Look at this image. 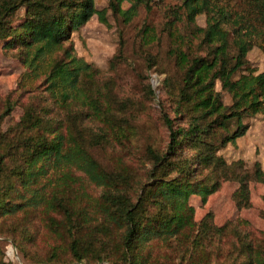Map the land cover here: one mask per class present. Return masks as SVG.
<instances>
[{
    "label": "trees",
    "instance_id": "1",
    "mask_svg": "<svg viewBox=\"0 0 264 264\" xmlns=\"http://www.w3.org/2000/svg\"><path fill=\"white\" fill-rule=\"evenodd\" d=\"M122 1L108 0L107 7L114 15H123L124 20L135 15L139 4L149 10L152 2L126 0L130 5L124 9ZM249 2L254 23L249 16L215 0H182L189 20L200 12L208 13L206 25L197 27L201 32L199 42L208 49L204 54L174 52L182 76L172 108L161 105L167 141L161 149L146 147L149 167L143 180L130 187L129 173L104 169L84 145L85 129L95 141H109L117 118L113 116L112 121L107 116L106 124L99 122L93 129L83 124L90 116L83 105L97 112L104 108L95 94L79 89L77 81L82 76L86 83L100 89L94 83L100 70L75 53L70 39L71 31L93 14L106 23L107 8H97L95 0H0L3 47L15 48L26 66L18 88L0 96V123L16 105L23 109L15 122L5 130L0 128V212H16L39 202L45 213L46 208L60 210L65 221L63 231L71 237L69 247L76 261H81L88 249L79 245L82 235L88 234L90 242L99 244L97 264H104L100 252L115 230L120 240L116 241L117 256L123 264H149L151 249L142 250L153 238L169 245L172 241L180 253L179 262L165 264H223L219 262L223 254L232 257L227 264H264V247L253 245L250 234L256 239L254 231L241 228L240 223L234 226L231 234L242 240L238 252L243 258L237 260L234 241L225 231L231 223H214L211 210L194 221L193 205L182 198L183 194H197L205 202L223 181L232 179L238 183L232 193L236 206L248 207L249 181L264 182L258 160L248 170L242 157L227 160L218 153L220 147L246 132L244 117L261 113L264 119V70H246L247 51L257 42L254 34L260 27L264 31V0ZM21 8L23 13L16 17ZM145 32L151 36L149 32L153 31L145 28ZM57 51L59 55L40 78L41 61ZM148 58L150 65L153 59ZM239 70L243 72L236 75ZM29 78H36L37 83L31 84ZM162 81V86H167L164 91L171 93L166 77ZM216 81L220 89H216ZM149 90L153 93L152 88ZM221 90L230 95L229 103L223 101ZM191 99L197 100L196 107ZM117 133L119 130L115 136ZM49 170L60 171L61 176L52 178ZM78 170L101 186L90 213L85 205L76 203L87 194L70 191L69 185L82 178L75 174ZM40 176H48V180L38 184ZM51 183L54 185L45 192V186ZM81 209L95 220L92 230L82 225L87 218ZM48 226L58 231L52 220H48ZM186 254L188 260L183 263Z\"/></svg>",
    "mask_w": 264,
    "mask_h": 264
},
{
    "label": "rangeland",
    "instance_id": "2",
    "mask_svg": "<svg viewBox=\"0 0 264 264\" xmlns=\"http://www.w3.org/2000/svg\"><path fill=\"white\" fill-rule=\"evenodd\" d=\"M215 1L219 5H228L230 9L249 16L254 23V12L251 10L249 0ZM107 5L108 0H95L97 8H107L106 23L93 14L70 34L75 53L100 70L97 74L98 79L94 81L101 86L100 89L93 83V87L86 83L82 76L77 81L79 89H86L92 95L95 94L104 108L97 112L83 105L82 109L90 115L83 124L93 129L92 127L99 125V122L106 124L107 116L112 121H114L113 116L117 118L109 141H95L91 138L88 129L84 130L83 138L88 141H84L87 152L101 167L129 173L128 186L132 187L143 180L145 170L149 167L146 147L151 145L155 149H161L167 141V131L160 117L161 105L164 104L167 109L172 108L173 96L175 97L177 93L182 76V68L177 65L174 52L182 51L192 55L204 54L207 51L208 46L199 42L201 32L197 27L206 25L208 13L200 12L193 20H189L182 0H152L149 10L143 4H139L135 15L129 20H124L123 15H114ZM129 5L126 0L121 3L124 9ZM22 13L23 8L17 11L16 17ZM145 28L153 31L149 32L151 36H147ZM258 29H260L258 34H254L257 42L246 54L248 59L246 70L251 68L256 71L264 70V31L262 27ZM3 42L4 40L0 38L1 97L10 90L18 88L22 73L26 70L25 64L18 57L17 50L5 49ZM59 53L60 51H57L45 55L39 67L40 78ZM150 56L153 60L149 65ZM238 72L236 75L243 71ZM164 77L169 83L171 93L164 91L167 87L162 86ZM28 81L34 84L36 78L34 80L29 78ZM215 87L220 89L219 81H216ZM149 88L153 89V93ZM221 93L223 101L229 103L230 95L225 90H221ZM196 101V99L190 101L194 107ZM22 111V107L16 105L2 118L0 128L5 130L9 124L19 118ZM243 121L248 123V129L241 135L240 140L226 143L220 147L218 153L224 155L227 160L242 157L248 170L253 169L254 161L258 160L264 170V119L261 113H256L244 117ZM118 130L120 133L115 136ZM50 173L49 170V175ZM75 174L82 178L69 185L70 191L78 190L87 194L76 203L79 207L85 205L90 213L94 209V199L102 191L101 186L90 181L79 170ZM55 176H61L60 171L51 173L52 178ZM45 180H48V176H40L37 183H43ZM53 185V183L46 185L45 192H49ZM237 185V181L232 179L223 181L218 190L208 195L205 202H202L197 194H183L182 198L193 205L194 221L198 222L206 211L211 210L214 223L223 224L226 221L231 223L225 231L229 234V240L234 241L233 255L237 254L236 259L241 260L243 254L238 252V247L240 248L242 240L236 238V234H231L236 224L240 223L241 228L246 227L254 231L257 242L250 234L253 245L264 247V182L255 179L249 181L251 204L240 208L236 206L232 197ZM16 201H19L18 198ZM78 206L76 209H80ZM42 207L44 208L43 204L39 202L35 207L29 206L16 212H0V264H97L100 262L95 254L99 251V244L96 241L90 242L91 238L88 234H83L79 240V245L87 246L88 249L83 253V259L76 261L69 247L71 237L63 231L65 228L63 214L60 210L49 208H46L47 213H45ZM85 217L87 221L85 220L82 225H86L85 229L92 230L95 220L87 215ZM48 220H52L58 227L57 232L48 226ZM22 228H26V232ZM116 241H120L119 236L113 230L111 241L100 252L103 257L102 263L123 264L117 256ZM92 248H94L93 252H91ZM148 248L152 253L149 264L179 262L180 253L172 241L169 245L160 238H153L145 242L142 251L145 252ZM224 251H227V244L224 246ZM105 255H109L108 258ZM262 255L264 256V252ZM185 258L183 263L188 260V254ZM221 259H224V262ZM231 259L232 257L223 254L219 262L227 264ZM188 264L194 263L188 262Z\"/></svg>",
    "mask_w": 264,
    "mask_h": 264
},
{
    "label": "crops",
    "instance_id": "3",
    "mask_svg": "<svg viewBox=\"0 0 264 264\" xmlns=\"http://www.w3.org/2000/svg\"><path fill=\"white\" fill-rule=\"evenodd\" d=\"M240 138H241V137H238V138L236 139V142H237L238 140H240Z\"/></svg>",
    "mask_w": 264,
    "mask_h": 264
}]
</instances>
